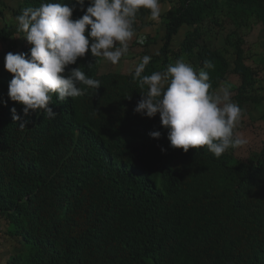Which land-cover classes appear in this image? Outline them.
I'll return each instance as SVG.
<instances>
[{
    "label": "trees",
    "instance_id": "obj_1",
    "mask_svg": "<svg viewBox=\"0 0 264 264\" xmlns=\"http://www.w3.org/2000/svg\"><path fill=\"white\" fill-rule=\"evenodd\" d=\"M41 2L20 0L10 8L0 0V218L5 237L27 247L25 264H264V138L245 155L241 147L230 148L219 158L206 146L172 148L159 113L148 118L134 112L147 91L134 78L143 57L130 55L131 67L124 71L108 61L104 68L90 51L79 57L64 74L80 67L101 86L64 102L53 95L54 119L32 110L25 116L23 105L10 100L13 74L5 70L4 57H27L31 45L18 37L23 33L5 11L16 17ZM43 2L74 5L72 19L89 6L88 0L83 6L75 0ZM167 5L159 17V48L147 53L157 41L149 35L142 44L138 35L128 44V53L139 48L151 58L142 76L163 72L178 59L197 71L210 61L214 67L204 68L210 92L234 77L233 102L243 108L264 101L261 70L246 54L264 41V0ZM147 16L148 9L137 12L136 33L149 25ZM254 26L257 40L245 45ZM227 27L221 47L207 43L210 33ZM181 28V41L172 47ZM12 109L20 121L13 120ZM256 120L264 134V113ZM153 131L160 137L152 138ZM5 264H19L18 256Z\"/></svg>",
    "mask_w": 264,
    "mask_h": 264
},
{
    "label": "clouds",
    "instance_id": "obj_2",
    "mask_svg": "<svg viewBox=\"0 0 264 264\" xmlns=\"http://www.w3.org/2000/svg\"><path fill=\"white\" fill-rule=\"evenodd\" d=\"M84 3L85 0H75L80 6ZM88 3L78 19H72L74 5L43 0L38 7H26L15 17L17 31L23 33L18 37L31 45L30 55L9 52L4 57V68L13 74L7 95L11 101L23 105L25 116L32 110L54 119L57 113L49 107L53 95L57 102H64L83 95L86 88L97 90L101 86L99 80L85 75L80 67L65 75L66 67L89 51L92 57L117 64L136 36L133 24L137 12L148 9L153 20L161 15L160 0H88ZM143 42L140 37L138 43ZM150 59L144 56L135 68L134 78H139L140 86L146 85L147 91L134 112L148 118L159 113L172 148L187 152L189 148L206 146L219 158L230 148L247 144L243 133L237 131L244 110L231 100L229 88L210 92L209 73L204 70L214 67L210 61H205L204 68L197 71L178 59L163 72L142 76ZM11 111L13 120L20 121L15 109ZM25 124L26 121L21 122L19 127L23 129ZM149 135L159 138L161 133L153 131Z\"/></svg>",
    "mask_w": 264,
    "mask_h": 264
},
{
    "label": "rangeland",
    "instance_id": "obj_3",
    "mask_svg": "<svg viewBox=\"0 0 264 264\" xmlns=\"http://www.w3.org/2000/svg\"><path fill=\"white\" fill-rule=\"evenodd\" d=\"M7 6H10V8H16L20 0H5ZM167 0H164L163 5L161 6V13L164 12L165 7H167ZM9 8V9H10ZM6 20L8 22H16L15 16L12 15L11 10H6ZM147 21H149V25L145 26L140 32L136 33V36H140L143 38V36H151L157 37V41L155 43H152L148 47V54L156 51L159 46L161 45V37L163 35V29H162V23L160 22V18L157 20L151 19L150 16H147ZM2 25V23H0ZM258 29L259 26H254L251 28V30L248 32V34L245 36V45H249L252 42H255L258 37ZM230 30V27H227V30L223 31H213L208 35L206 38L207 43L213 47H221L223 44V38L225 36V33ZM184 33V28H181L178 32V36L173 38L171 42V46L175 47L180 41ZM136 36L133 37V39L129 42V44H132V41L135 40ZM139 39V38H138ZM1 48V44H0ZM137 51H139V48L133 49L130 48V53H126L124 56L121 57L120 61L115 64V66H118L121 68L122 71L128 69L131 67L129 64L131 62V57L136 56L135 58L138 59V57H144L146 55L142 54L140 55ZM246 54L248 56V62L252 63L254 66L259 67L261 70L260 78L263 79L261 81V85L264 87V41L259 40L258 43H255L253 46H251V49L246 51ZM138 55V56H137ZM102 64L104 68H107L105 65L107 63L106 60L102 59ZM105 62V63H104ZM109 65H111L110 62H108ZM230 84L224 85L223 87H230V85H236L237 79L236 78H230L229 79ZM222 88V87H221ZM220 88V89H221ZM219 89V90H220ZM217 90L216 92H218ZM231 100H232V93H231ZM233 101V100H232ZM244 110V115L241 120V123L237 129L238 132L243 133V135L247 139V144L242 146L240 149H238L242 154L245 155L248 153L247 147L250 145L253 148L255 145H259L260 141L264 138V134L262 131V126L260 122H257V118L264 113V101H262L258 105H253L251 103L246 104L242 108ZM251 120H254L255 122H252ZM6 222L0 218V264H5L6 260L13 256H18L19 264H25V255L27 253V247L22 245L19 246V244L16 242V240L12 239L9 241V238H6L3 234L2 230H5L6 228ZM4 240V241H3ZM8 240V241H5Z\"/></svg>",
    "mask_w": 264,
    "mask_h": 264
},
{
    "label": "crops",
    "instance_id": "obj_4",
    "mask_svg": "<svg viewBox=\"0 0 264 264\" xmlns=\"http://www.w3.org/2000/svg\"><path fill=\"white\" fill-rule=\"evenodd\" d=\"M160 5H161V6L163 5V0H160Z\"/></svg>",
    "mask_w": 264,
    "mask_h": 264
}]
</instances>
